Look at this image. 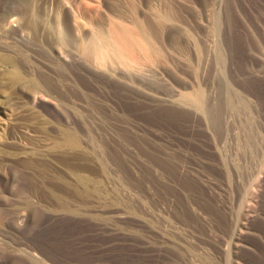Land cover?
<instances>
[{"label": "rangeland", "instance_id": "1", "mask_svg": "<svg viewBox=\"0 0 264 264\" xmlns=\"http://www.w3.org/2000/svg\"><path fill=\"white\" fill-rule=\"evenodd\" d=\"M0 264H264V0H0Z\"/></svg>", "mask_w": 264, "mask_h": 264}, {"label": "bare ground", "instance_id": "2", "mask_svg": "<svg viewBox=\"0 0 264 264\" xmlns=\"http://www.w3.org/2000/svg\"><path fill=\"white\" fill-rule=\"evenodd\" d=\"M118 28H119V27H118ZM122 29H123V28H122ZM119 31H120V30H119ZM121 31L124 33L125 29H124V31H123V30H121ZM121 31H120V32H121ZM127 32H128V31H127ZM118 33H119V32H118ZM125 34H126V33H125ZM125 34H124V36H125ZM112 35H113V34H112ZM121 35H122V34H121ZM131 36H133V35L131 34ZM93 37H94V36H93ZM131 38H133V37H131ZM131 38H130V39H131ZM122 39H123V38H122ZM90 40H91V39H90ZM120 40H121V39H120ZM110 41H111V39H110ZM122 41H123V40H122ZM132 41H134V40H132ZM90 42H91V41H90ZM104 42H105V41H103V43H104ZM108 42H109V40H108ZM124 42H125V41H124ZM124 42H123V44H124ZM106 43H107V42H106ZM106 43H104V44H106ZM111 43H112V42H111ZM113 43H114V42H113ZM113 43H112V45L110 44V45H111V49H112ZM128 43H129V41H128ZM136 43H137V42H136ZM136 43H133V44L135 45ZM89 44H90V43H89ZM89 44H88V45H89ZM104 44H103V46H104ZM121 44H122V43H121ZM93 45H94V44H93ZM93 45H92L91 47L88 46V49H89V50H87V51H88V55H92V54L95 52V49H96V48L94 49V48H93ZM115 45H116V43H115ZM125 45H126V44H125ZM128 45H129V44H128ZM85 46H86V45H85ZM106 46H108V44L105 45V47H104L105 50H106ZM116 46L120 48V46H118V44H117ZM116 46H115V47H116ZM122 46H123V45H122ZM131 46H132V45H131ZM101 47H102V45H101ZM108 47H109V46H108ZM108 47H107V48H108ZM113 47H114V46H113ZM117 47H116V48H117ZM109 48H110V47H109ZM109 48H108V49H109ZM124 48H125V46H124ZM132 48H133V47H132ZM132 48H131V49H132ZM140 48H141V50H143L142 47H140ZM97 49H99V48H97ZM104 49H103V50H104ZM133 50H134V49H133ZM133 50H132V51H133ZM96 51H97V50H96ZM106 51H107V50H106ZM112 51H114V50H112ZM112 51H111V53H112ZM117 51H119V50H116V52H117ZM103 52H104V51H103ZM103 52H102V53H103ZM107 52H108V51H107ZM109 52H110V50H109ZM116 52H114V53L116 54ZM120 52H121V51H120ZM134 52H135V51H134ZM96 53H97V52H96ZM102 53H101V54H102ZM111 53H110V54H111ZM114 53L112 54V56L114 55ZM122 53H123V51H122ZM129 53H130V52H129ZM105 54H107V53H105ZM117 54H118V52H117ZM107 55H108V54H107ZM119 55H120V54H119ZM132 55H133V54H132ZM86 56H87V55H86ZM94 56H95V54H94ZM103 56H104V55H102L101 57H103ZM105 56H106V55H105ZM115 56H116V55H115ZM115 56H113V57H115ZM120 56H121V55H120ZM120 56H119V57H120ZM144 56H145V55H144ZM99 57H100V56H99ZM108 57H109V56H108ZM108 57H107V59H108L107 61H109V58H108ZM117 57H118V56H117ZM94 59H95V58H94ZM101 59L103 60L104 58H101ZM115 59H116V58H114V60H115ZM104 60H105V59H104ZM100 61H101V60H100ZM107 61H106V62H107ZM101 63H102V61H101ZM102 64H103V63H102ZM103 65H104V64H103ZM196 94H197V93H196Z\"/></svg>", "mask_w": 264, "mask_h": 264}]
</instances>
